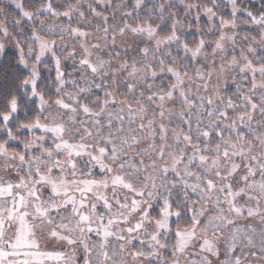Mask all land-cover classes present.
Returning a JSON list of instances; mask_svg holds the SVG:
<instances>
[{
	"label": "clouds",
	"instance_id": "1",
	"mask_svg": "<svg viewBox=\"0 0 264 264\" xmlns=\"http://www.w3.org/2000/svg\"><path fill=\"white\" fill-rule=\"evenodd\" d=\"M0 264H264V0H0Z\"/></svg>",
	"mask_w": 264,
	"mask_h": 264
}]
</instances>
